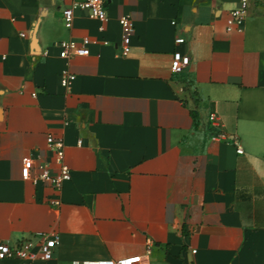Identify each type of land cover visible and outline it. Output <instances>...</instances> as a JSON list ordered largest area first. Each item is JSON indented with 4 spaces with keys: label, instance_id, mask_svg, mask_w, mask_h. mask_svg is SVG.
<instances>
[{
    "label": "crops",
    "instance_id": "0c3cea01",
    "mask_svg": "<svg viewBox=\"0 0 264 264\" xmlns=\"http://www.w3.org/2000/svg\"><path fill=\"white\" fill-rule=\"evenodd\" d=\"M103 1L106 22L76 11L66 28L64 0H0V242L59 235L32 264H262L264 0L240 32L227 19L241 0ZM85 38L86 56L62 57ZM175 53L190 59L179 75ZM210 114L243 154L211 140ZM48 136L71 173L59 191L22 173L59 171Z\"/></svg>",
    "mask_w": 264,
    "mask_h": 264
},
{
    "label": "built area",
    "instance_id": "2783aa9c",
    "mask_svg": "<svg viewBox=\"0 0 264 264\" xmlns=\"http://www.w3.org/2000/svg\"><path fill=\"white\" fill-rule=\"evenodd\" d=\"M66 7L62 11V19L66 28L72 26L74 15L76 11H84L88 14L90 19L106 22L108 19L105 3L103 0H64ZM248 8V0H241L239 8L229 12L227 19V31H242L243 24L246 19ZM119 25L121 27V45L122 55L127 56L131 50V41L135 34V28L131 19L124 16L119 19ZM91 43L88 38L82 39L80 42L74 40L64 41L59 43V47L62 50V57L69 58L72 56L83 57L87 54V47ZM177 45L184 43L183 39H177L175 41ZM190 63V59L187 56H183L179 53L173 55L171 62V71L173 74H181ZM75 80V77L63 73L60 78V84L63 88L67 89ZM208 122L210 130L212 131L211 140L213 142H223L236 147L238 155L243 154L242 149L238 146L237 137H229L226 133L220 130L217 123V117L215 114L208 116ZM48 149L55 153V160L59 166V171L56 174L50 172L46 166H39L37 168V174L32 176L31 171L33 169L32 160L27 161L23 167L22 173L25 178L32 180V182H41L46 186L59 191L64 182L71 179V173L69 168L64 164V147L60 140L54 139L52 136H48L46 139ZM60 244V237L57 234L53 235H38L36 236V242L31 239H22L15 243L0 242V263L5 261H18L19 264H32L37 261H49L52 259L54 250ZM153 242L148 240L146 242V254H150ZM142 257H131L120 259L114 262V264H139ZM264 264V257L262 259Z\"/></svg>",
    "mask_w": 264,
    "mask_h": 264
},
{
    "label": "trees",
    "instance_id": "16d2710c",
    "mask_svg": "<svg viewBox=\"0 0 264 264\" xmlns=\"http://www.w3.org/2000/svg\"><path fill=\"white\" fill-rule=\"evenodd\" d=\"M188 87H192L190 83H188ZM191 97L194 100L196 108L199 106V99L197 98V94L194 91H191ZM193 119H194V124L197 125V119L195 117L194 112H192Z\"/></svg>",
    "mask_w": 264,
    "mask_h": 264
}]
</instances>
